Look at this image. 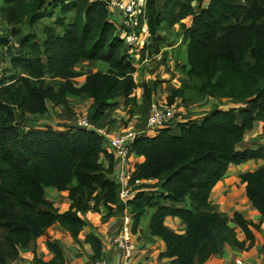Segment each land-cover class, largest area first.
Wrapping results in <instances>:
<instances>
[{
    "label": "trees",
    "instance_id": "trees-1",
    "mask_svg": "<svg viewBox=\"0 0 264 264\" xmlns=\"http://www.w3.org/2000/svg\"><path fill=\"white\" fill-rule=\"evenodd\" d=\"M108 15L103 0H0V19L12 28L0 36V48L19 71L7 83L3 75L0 79V264H10L41 236L54 255L33 264H65L63 249L48 234L53 223L59 222L78 241L87 211L104 204L110 214L122 205L119 187L110 177L113 156L98 131L75 123L65 129L27 128L19 119L46 113L49 101L71 111L68 97L86 95L93 100L91 121L104 128L115 121L119 97L125 98V106L134 105L138 68L124 52L122 34ZM147 15L156 43L152 54L160 51L158 31L164 23L180 24L183 31L188 65L181 69L187 81L171 89L170 104L205 95L238 104L216 107L200 121L176 120L178 131L168 126L152 135L142 132L132 145L142 157L132 172L133 183L141 184L128 201L133 233L156 208L149 229L167 246L160 257L173 264H201L227 244L245 248L249 241V247L253 228L259 227L239 212L229 217L210 204L212 189L230 165L262 160L241 178L264 219V143L238 147L257 121L264 123V0H148ZM82 59L108 68L84 71L78 68ZM81 76L83 82L77 84ZM152 91L145 88L147 101ZM102 156L110 159L109 166L103 165ZM45 187L67 192L69 206L55 207L46 199ZM168 216L180 218L187 230L168 228ZM237 227L245 240L237 237ZM85 241L98 260L102 240L89 233Z\"/></svg>",
    "mask_w": 264,
    "mask_h": 264
},
{
    "label": "crops",
    "instance_id": "crops-1",
    "mask_svg": "<svg viewBox=\"0 0 264 264\" xmlns=\"http://www.w3.org/2000/svg\"><path fill=\"white\" fill-rule=\"evenodd\" d=\"M158 35L162 37L158 53H151L156 48L153 38L149 39V44L142 43L135 50L126 49L124 51L133 56V62L138 68L136 74L138 86L133 92L136 100L134 105L125 106V98L119 97L117 99L119 106L112 114L115 121L104 128L112 129L114 132L131 128L136 130L144 129L148 105L151 101V99L149 101L146 100L145 88L153 89L151 97L154 96L161 101H165L168 100L173 87H180L187 81V76L181 69L183 65H188V62L186 44L182 38L183 31L180 24L170 27L164 23L162 29L158 31ZM142 46L145 47L142 48ZM78 68L93 72L97 70L105 71L108 67L106 64L96 60L82 59ZM83 79L84 76H81L75 82L81 84ZM156 82L157 87L154 88ZM206 96L208 95L194 102H182V98H178L177 106H179L178 108L182 111V114L177 116V121L186 122L189 118H193L196 121L202 119L205 114L198 115V107H195V105L206 100ZM68 100L71 111L49 101L46 113H28L25 115V118L28 119V125L25 126L27 128L41 129L51 125L56 129H65L68 125L74 124L79 116L92 110L93 100L86 95H70ZM218 100L235 102L231 99L218 98ZM207 111L205 112L206 114L208 113ZM263 124V122L257 121L254 128L247 132L244 140L238 144V147L244 149L256 146L259 141L264 143V139L262 141L259 139L261 134H264ZM132 158L135 164L142 160V157L136 153L133 154ZM101 160L105 167L109 166L110 159L107 156H102ZM261 164L262 160L260 159H250L242 164L230 165L226 175L216 183L210 195V204L219 212L225 213L229 217H232L235 212H239L246 220L259 225L257 229L253 228L255 234L254 242L248 247L249 241H247V247L245 248L227 244L222 252L201 264H264V219L249 200L245 183L241 178V174L256 170ZM45 197L57 208L66 209L71 203L67 192L58 191L53 187H45ZM99 207L98 211L90 209L84 214L87 225L81 232L78 241L57 221L49 228L48 234L59 242L64 251L65 264H93L95 262L93 260L94 251L91 245L85 241V236L89 233H93L102 240L103 250L101 256L107 258L110 264L117 263L120 260V252L113 243V237L120 230L121 217L118 216L116 208L109 214L110 210L104 204ZM155 209L148 211L141 219L137 232L134 233V241H137H135L137 252L135 253L133 264H173L169 258L160 257V254L167 249L165 242L161 238L150 234V220ZM165 224L168 228L178 232L187 230V225L178 217L168 216L165 219ZM231 225L235 226L232 222ZM236 231L239 240L243 241L246 239L245 233L241 228L237 227ZM53 255L47 245L46 237L41 236L33 239L29 243L28 248L19 257L11 261L10 264H32L37 258L50 260Z\"/></svg>",
    "mask_w": 264,
    "mask_h": 264
},
{
    "label": "built area",
    "instance_id": "built-area-1",
    "mask_svg": "<svg viewBox=\"0 0 264 264\" xmlns=\"http://www.w3.org/2000/svg\"><path fill=\"white\" fill-rule=\"evenodd\" d=\"M108 9L109 19L115 24L116 29L121 32L124 39L125 48H137L141 46V36L144 35V43L149 44L151 33L148 24L147 5L148 0H103ZM116 11L119 12L116 13ZM121 16V17H120ZM144 46H142L143 48ZM1 70V69H0ZM1 79V73H0ZM182 111L174 104H170L168 100L161 101L157 97L152 96L147 120L144 129H126L114 132L109 128H96L90 119L88 113L82 114L76 119L77 126L95 129L104 138V141L113 156L114 167L110 177L117 183L119 187V200L125 206L122 224L118 233L113 237V243L120 252V260L114 264H133V254L136 249L134 241V233L132 231L133 215L129 210L128 201L137 192L135 186L141 184V180L132 181V172L135 162L132 158L134 152L132 145L140 133L156 134L160 128L173 127L177 116ZM172 128V129H173ZM146 182H153L148 180ZM128 209V210H127ZM93 264H110L108 259L100 257Z\"/></svg>",
    "mask_w": 264,
    "mask_h": 264
},
{
    "label": "rangeland",
    "instance_id": "rangeland-1",
    "mask_svg": "<svg viewBox=\"0 0 264 264\" xmlns=\"http://www.w3.org/2000/svg\"><path fill=\"white\" fill-rule=\"evenodd\" d=\"M163 0H158V3H161ZM194 6H198L197 2L195 1L194 3ZM116 13L119 14L118 11H116ZM120 15V14H119ZM121 17V16H120ZM27 28H24L23 30H25ZM12 30V28L10 26L7 25V23H5L4 21H2L0 19V36H4L5 34H9V32ZM35 30L37 32H39L40 34V27L39 26H36L35 27ZM144 39H145V36L142 35L141 36V40H142V43H144ZM131 50H135V48L133 47H130ZM3 53V49L0 48V73H1V77L3 75V79L4 81L7 83V80H9V77L11 76H16L19 74V71L18 69H16L15 67H13V65L10 63V60L9 58L4 57V55H2ZM4 57V58H2ZM102 64H105V63H102ZM107 65V64H106ZM108 66V65H107ZM4 73V74H3ZM8 78V79H7ZM187 96H191L193 97V93H189ZM206 100H204L203 102H200L198 104L195 105V107H198V115L200 114H206L205 112L207 110V112H210L211 110H213L214 108H216L217 106L219 107L220 105H224V106H230V105H238L236 102H223L222 100H218V98L216 97H210L209 95L206 96ZM192 100V99H191ZM183 102V101H182ZM190 102V101H189ZM202 107V108H201ZM201 108V109H199ZM19 119H21V124H24V125H28L27 122H28V119L25 118V116H22V117H19ZM176 120H178V117L176 118ZM183 120V118H182ZM201 119H199L198 121H200ZM174 130V128H173ZM175 131H178L177 129H175ZM261 141L264 139V134H261V138H259ZM260 142V141H259ZM257 142V143H259ZM136 241V240H135ZM137 242V241H136ZM25 250H23L24 252ZM137 252V249L134 251V254H133V258L132 260H134V256H135V253ZM22 254V252H21ZM20 254V255H21ZM33 264V263H32Z\"/></svg>",
    "mask_w": 264,
    "mask_h": 264
},
{
    "label": "water",
    "instance_id": "water-1",
    "mask_svg": "<svg viewBox=\"0 0 264 264\" xmlns=\"http://www.w3.org/2000/svg\"><path fill=\"white\" fill-rule=\"evenodd\" d=\"M124 208H125V206L123 204L119 207V210H118V216L119 217L123 216Z\"/></svg>",
    "mask_w": 264,
    "mask_h": 264
}]
</instances>
